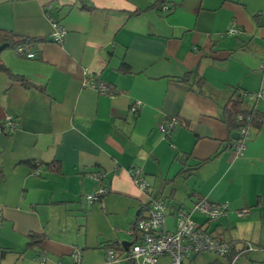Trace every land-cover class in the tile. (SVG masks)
Here are the masks:
<instances>
[{
  "label": "crops",
  "instance_id": "1",
  "mask_svg": "<svg viewBox=\"0 0 264 264\" xmlns=\"http://www.w3.org/2000/svg\"><path fill=\"white\" fill-rule=\"evenodd\" d=\"M159 3L0 0V46L5 33L43 40L27 49L34 59L0 52V126L7 117L18 124L0 130V264H57L75 247L83 264H131L123 256L137 241L132 229L159 198L168 200L170 231L181 209L201 200L229 204L217 222L191 217L230 243L231 256L202 254L186 264H231L246 243L260 251L235 264H264V119L250 128L241 156L223 121L237 96L243 110L264 114V100L250 96L264 91V0ZM48 6L67 30L62 44L52 40ZM234 24L242 34L227 35ZM86 70L115 95L84 87ZM136 102L138 116L130 111ZM171 118L182 125L168 140L158 127ZM132 167L144 171L151 196L132 182ZM95 172L107 176L103 205L85 200L99 188ZM30 234L44 241L30 249ZM109 249L118 261L108 262Z\"/></svg>",
  "mask_w": 264,
  "mask_h": 264
},
{
  "label": "built area",
  "instance_id": "2",
  "mask_svg": "<svg viewBox=\"0 0 264 264\" xmlns=\"http://www.w3.org/2000/svg\"><path fill=\"white\" fill-rule=\"evenodd\" d=\"M51 9V6H48L45 15L52 27V40L56 44H62L67 30L51 15ZM162 9L164 12H168L170 7L165 5ZM226 34L230 36L240 35L242 30L237 24H234ZM16 52L27 59L36 57L34 52L27 51L24 47H18ZM261 70L264 72V60L261 63ZM83 86L95 90L101 95L110 97L115 95L113 86L103 83L97 76L90 74L87 70L85 71ZM241 96L246 97L248 94L243 93ZM250 96L255 100H264V91L256 92ZM141 108L142 104L136 102L130 111L134 116H138ZM239 119L244 121L245 117L239 116ZM250 121L251 118L247 117L246 122ZM17 125V121L13 117H7L1 124L0 130L8 134L15 130ZM180 125L182 124L178 118H171L161 123L158 128L164 138L170 140L174 130ZM249 130V127H243L239 132L240 142L236 144L235 152L240 156L246 150ZM41 174L40 169L34 172L35 176H41ZM128 174L140 191L150 196L153 194V188L146 181L145 173L140 167L130 168ZM106 177V174L99 172L90 174V178L98 184L99 188L94 194L85 197L88 205L94 203L103 205L104 197L110 192L105 182ZM229 210L228 203L213 204L207 200H201L193 204L188 210L181 209L177 213V227L174 231H170L166 227L168 200L165 198L150 199L147 214L141 216L132 229L137 241L130 246L123 259L133 264H158L161 258L168 257L172 264H186L187 261L202 254H212L222 259L228 258L232 254L231 244L211 233L206 225L219 221L228 214ZM195 212L203 215L207 224L201 225L195 222L191 217ZM249 214L250 210L247 209L237 211L239 217H245ZM2 218L3 213L0 210V227ZM255 251H260V249L246 243L244 249L233 259L231 264H235L240 255ZM107 259L108 262H113L118 261L119 257L114 250H108ZM41 261L43 264L46 260L42 259ZM57 264H83V248L75 247L70 259L60 260Z\"/></svg>",
  "mask_w": 264,
  "mask_h": 264
},
{
  "label": "trees",
  "instance_id": "3",
  "mask_svg": "<svg viewBox=\"0 0 264 264\" xmlns=\"http://www.w3.org/2000/svg\"><path fill=\"white\" fill-rule=\"evenodd\" d=\"M163 1L164 0H160L161 3L159 4L161 5ZM4 36L7 37V42H6L7 48H10L13 50H16L18 47H24V49L27 50L28 48H31L32 46L36 44L42 43L43 41L39 39L19 37V36H16L13 34H7V33H5ZM0 70L6 71L5 66L2 65L1 62H0ZM13 78L16 81L22 82L24 85H26L27 83L24 78H21V77H13ZM182 80L186 83L189 82V78H184ZM197 84L200 88H203L204 86V82L202 80H199ZM223 115H224L223 116L224 124L226 125L231 136L235 133H239L241 128L243 127L260 128L261 123L264 119V114H261L256 110H252V111L243 110L242 101H241L240 96H237L236 99H232L227 104V106L224 108ZM239 116L245 117V120L241 121L239 119ZM247 117L251 118L250 122H246ZM238 142H240V140ZM37 166H39V164H37ZM50 167H52V169H57V167L52 166V165ZM0 178H1V173H0ZM142 210L143 212L148 211L149 205L147 209L143 208ZM29 239L30 241L28 242V248L30 249L34 247L35 245H38L44 241V237L37 235V234H30ZM113 249H114V246H113ZM5 254L6 252H2V256H4ZM129 263L133 264L132 262H129Z\"/></svg>",
  "mask_w": 264,
  "mask_h": 264
},
{
  "label": "water",
  "instance_id": "4",
  "mask_svg": "<svg viewBox=\"0 0 264 264\" xmlns=\"http://www.w3.org/2000/svg\"><path fill=\"white\" fill-rule=\"evenodd\" d=\"M6 47H7V44H4V45L0 46V52L3 51ZM232 138L235 139V140H239L240 139V135L238 133H235V134L232 135ZM123 245L126 247L129 244L128 243H123Z\"/></svg>",
  "mask_w": 264,
  "mask_h": 264
},
{
  "label": "rangeland",
  "instance_id": "5",
  "mask_svg": "<svg viewBox=\"0 0 264 264\" xmlns=\"http://www.w3.org/2000/svg\"><path fill=\"white\" fill-rule=\"evenodd\" d=\"M165 262H162V264H164ZM167 264H170L169 261L167 262Z\"/></svg>",
  "mask_w": 264,
  "mask_h": 264
}]
</instances>
